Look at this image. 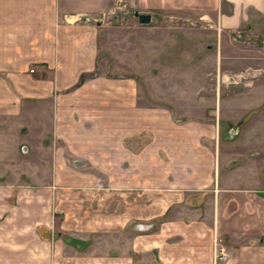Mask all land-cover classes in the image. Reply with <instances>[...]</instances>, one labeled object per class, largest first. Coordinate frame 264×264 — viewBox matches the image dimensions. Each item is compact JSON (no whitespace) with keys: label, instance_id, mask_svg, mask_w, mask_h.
<instances>
[{"label":"rangeland","instance_id":"374dc122","mask_svg":"<svg viewBox=\"0 0 264 264\" xmlns=\"http://www.w3.org/2000/svg\"><path fill=\"white\" fill-rule=\"evenodd\" d=\"M136 11L127 3H113L99 23L97 70L135 79L143 105L150 102L159 111L168 106L174 118L173 126L167 127L171 135L166 136L164 119L159 117L152 145L149 131L127 138L129 146L139 145L138 152H143L140 177H133V162L130 166L128 160L120 169L125 178L118 177V165L111 159L103 163L108 164L104 171L101 162L95 166L68 161L65 165L72 168L63 166L59 186L52 168L46 179L49 187L21 186L11 179L15 190L0 193V264H161L159 248L154 246L157 240L167 244L182 239V232L192 229L185 223L193 218L191 232L201 230L210 245L211 235L205 233L213 221L212 202L205 201L208 189L189 197L188 189L179 186L174 194L160 189L155 194L158 200L149 191L152 184V188L181 186L177 181L183 178L167 177L165 171L179 164L171 161L170 154L178 157V146L185 143L192 153L214 151L226 186H264V122L257 119L233 132L227 129L229 120L240 121L247 112L236 108H247L257 99L261 100L257 109L264 106V25L229 34L212 18L172 17L151 9L146 12L152 20L142 23ZM257 111L246 117L257 118L261 115ZM195 141L198 151L192 147ZM69 169L78 171L72 174ZM151 173L154 177H147ZM134 180L136 186H131ZM184 194L188 199L181 200ZM150 201L164 214L147 217L153 211ZM134 202L142 204L141 213L147 218L123 221V213L127 217L136 212Z\"/></svg>","mask_w":264,"mask_h":264},{"label":"crops","instance_id":"0c3cea01","mask_svg":"<svg viewBox=\"0 0 264 264\" xmlns=\"http://www.w3.org/2000/svg\"><path fill=\"white\" fill-rule=\"evenodd\" d=\"M117 1L0 0V193L3 189L6 192L15 190L17 184L11 179L18 180L21 186L49 187L46 179L50 178L51 168L59 186L61 170L71 160L90 162L95 166L101 162L100 168L104 171L108 164L103 163L112 159L119 168L117 176L123 179L125 172L120 169H125L128 160L130 166L133 162V177H140L138 161L143 159V152H138L139 145L129 146L127 138L149 131L154 136L149 142L152 145L158 136L155 123L159 117L164 119L166 136L171 135L167 127L173 126L174 118L168 106L159 111L158 106L150 102L143 105L135 79L97 70L99 23ZM122 2L139 11L155 9L172 17L212 18L221 31L229 34L253 31L254 26L264 25V0ZM260 101H253L247 108H236L235 111L247 109V112L235 124L229 120L227 129L233 132L257 119L263 124L264 106L257 109ZM256 110L261 114L257 118L246 117L255 114ZM218 139L217 136L215 140ZM187 145L178 146V157L169 153L171 161L179 164L165 171L167 177L183 178L182 182L177 181L181 186L152 188L155 184L149 183V191L155 195L163 189L162 193L174 194L173 189L179 186L188 189L189 197L208 189L205 201L212 202L213 221L205 233H210L211 243L206 245L201 230L191 232L195 224L193 218L185 223L191 224L192 229L189 233L182 232V239L167 244L163 239L157 240L154 246L159 248V262L264 264V186H226L221 181L220 164L215 162L214 151L210 150L211 155L192 153L193 149ZM197 145L195 141L192 147L198 151ZM69 170L72 174L78 171ZM79 172L84 174V171ZM86 176L90 174L86 172ZM101 176L111 177L112 174L101 173ZM147 177L154 176L151 173ZM130 185L136 186L135 180ZM187 196L184 194L181 200L188 199ZM152 197L158 200L157 195ZM207 202L204 204L208 205ZM149 203L153 211L147 217L164 214L158 212L161 207L157 203ZM131 206L136 212L127 217L123 213V221L147 218L141 213L142 204L134 202ZM165 206L168 210L170 201ZM193 207H201V204ZM216 237L222 238L227 258H216L213 245ZM8 253L10 256V252L5 255Z\"/></svg>","mask_w":264,"mask_h":264},{"label":"built area","instance_id":"2783aa9c","mask_svg":"<svg viewBox=\"0 0 264 264\" xmlns=\"http://www.w3.org/2000/svg\"><path fill=\"white\" fill-rule=\"evenodd\" d=\"M122 2V0H119L116 2V5L117 3H120ZM262 44L264 46V38L262 39ZM32 71L34 70V68L31 69ZM222 241V238L221 237H217L216 238V245H215V249H216V258H227L228 256V253H227V250H226V247L222 244H220V242Z\"/></svg>","mask_w":264,"mask_h":264},{"label":"water","instance_id":"95a60500","mask_svg":"<svg viewBox=\"0 0 264 264\" xmlns=\"http://www.w3.org/2000/svg\"><path fill=\"white\" fill-rule=\"evenodd\" d=\"M136 15L142 23H147L152 20V14L146 11H136Z\"/></svg>","mask_w":264,"mask_h":264}]
</instances>
